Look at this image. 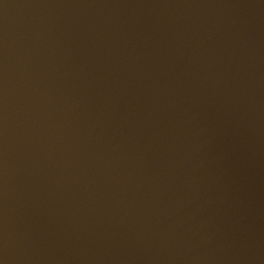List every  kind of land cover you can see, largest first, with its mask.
Wrapping results in <instances>:
<instances>
[{"label":"water","instance_id":"95a60500","mask_svg":"<svg viewBox=\"0 0 264 264\" xmlns=\"http://www.w3.org/2000/svg\"><path fill=\"white\" fill-rule=\"evenodd\" d=\"M0 264H264V0H0Z\"/></svg>","mask_w":264,"mask_h":264}]
</instances>
